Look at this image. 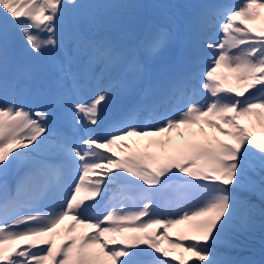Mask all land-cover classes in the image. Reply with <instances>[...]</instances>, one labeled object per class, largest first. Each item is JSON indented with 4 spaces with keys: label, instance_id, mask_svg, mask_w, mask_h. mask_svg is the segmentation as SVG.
<instances>
[{
    "label": "snow or ice",
    "instance_id": "6c2138e0",
    "mask_svg": "<svg viewBox=\"0 0 264 264\" xmlns=\"http://www.w3.org/2000/svg\"><path fill=\"white\" fill-rule=\"evenodd\" d=\"M67 7H77V0H0L3 34L18 33L32 57L53 54L54 104L79 87V61L102 72L125 62V53L109 40L77 32L62 43L57 21ZM213 18L222 36L204 43L210 64L201 60L207 66L175 78L161 101L140 105L102 128L100 109L109 101V89L127 86L126 78L117 76L108 88L72 104L73 123L85 125L73 143L43 135L49 132V110L0 102V264H239L216 246L232 225L235 190L245 187L251 149L264 172V0L216 6L204 14L203 28L212 26ZM167 41L162 30L146 34L141 46L155 53ZM38 75L21 69L10 76L8 52L0 46V94L19 87L22 79L35 82ZM198 76L209 94L204 102L191 98ZM163 105L168 107L161 110ZM51 135L58 137L54 130ZM130 137L147 143L134 148ZM42 144L62 161L33 156ZM154 146L159 153L149 151ZM13 167H26L14 186L7 180ZM177 173L191 179L181 178L169 201L175 212L161 217L157 197ZM73 174L78 179L69 183ZM112 186L113 195L98 211L100 194ZM250 187L264 200V175ZM249 207L237 231L255 223L256 210ZM259 214L264 217V209ZM169 229L176 230L175 239Z\"/></svg>",
    "mask_w": 264,
    "mask_h": 264
},
{
    "label": "rangeland",
    "instance_id": "374dc122",
    "mask_svg": "<svg viewBox=\"0 0 264 264\" xmlns=\"http://www.w3.org/2000/svg\"><path fill=\"white\" fill-rule=\"evenodd\" d=\"M84 1L85 0H77V7H67L63 11V15L61 16V18L57 21V38L60 37L62 43L66 42L62 40L63 35L67 31V29L65 28L66 24L72 23L73 18L80 14V11L83 10L82 5ZM190 2V0H94L93 5H96L97 11L89 14L88 22L92 23V28L94 29L95 27L102 28L103 34L115 35L116 33H110L109 31H118L119 28H123L126 31V29H129L130 27L131 30L127 32V35H133L134 38L139 40L141 39L144 25H146L148 29L147 31H145L143 37H145V35L148 33L158 32L162 30L168 33V41L159 51H157L154 60H152L153 53H150L152 56H150L149 58L150 60H152L153 66L149 70L151 71V77H149L148 83H150L151 85L153 84V86L148 85V88L144 91L145 97L148 95L149 91H153L152 88L154 86L156 88L154 90V93L165 95L170 83L179 75L192 71L194 67L197 71L204 69L207 65L205 63H201V60L206 59L208 64L211 63V50L206 51L204 49V43L209 37H211V39L214 41H218L222 36V33L219 31V23L215 20V18H213L212 26L207 28H203L202 18L207 11L215 8L216 6H219L218 0H198V3L195 4V6L197 7L196 15L192 12L193 4H190ZM230 2L231 6H236L239 3L237 0H230ZM182 12H186V14ZM220 19H223V17H221ZM178 20L184 21V27H182V25L178 23ZM74 24L75 22L72 23V26ZM168 26L174 27V30H169ZM183 28L185 29L187 36L183 34ZM94 29L91 30L93 34L95 33ZM21 43L22 45H25L23 38L18 35V33L10 30L7 36H5L2 29H0V46L6 47L8 49H16ZM22 45H20V48L16 51L7 50L8 56L13 57V59L21 58L25 60L28 51H26L24 48L25 46ZM176 47L179 48L180 53L178 55V49ZM58 53L61 56V53ZM140 64L141 62L139 61L137 66L138 68H140ZM9 65L11 67V64ZM15 66L18 67V69H21L22 65L19 63ZM40 67L43 68L46 74L49 75L52 73V69L44 66ZM127 72L129 78L126 88H124L123 90L109 89V98L112 96H119L121 94H131L139 84V79L141 77L142 79L145 78V74L142 75L136 67L132 66L130 69H127ZM104 73L105 74L99 80L98 78H93V80L89 83V89L87 87L84 88V86H81L79 84V87L72 91V97H69V99H64L65 103L72 105L76 101L91 98L96 94L97 90L108 88V83L111 80L117 78L115 76L120 75V72ZM112 77L115 78L112 79ZM201 78V76L197 77L196 95L194 97H191L197 102L207 101L209 97L207 91L201 89L198 83L199 79ZM35 83L39 84L38 81H35ZM15 89L16 91H12L11 87H9L4 93L0 94V102L15 100L17 103H22L21 100H18L17 98L18 94H20V88L17 87ZM11 93H16V96L13 95L12 98ZM154 93H151L152 95L149 96V100H153L156 95ZM139 102L143 105L149 106L147 101L142 99L135 100L133 106L137 108L135 105ZM35 106L38 109H45V105L43 106L42 100H38ZM166 107H168V105L162 108L164 109ZM109 109L110 105H102L100 109V111H102V113H100V117H102L101 115ZM56 112L57 110H53L51 113L53 114ZM143 121L144 115L141 116L140 122L142 123ZM241 123L247 124L248 122ZM51 128L58 134V137L52 136V139L62 138L69 143V140L67 138L65 139V136L63 135V125H58L54 128ZM78 129L82 131L83 135L85 131V125H79ZM206 131L211 132L212 130L206 128ZM257 131L259 132L260 130L258 129ZM172 135L174 138H176L175 132H173ZM217 135L220 136V139H230L228 137L220 135L219 133H217ZM127 139L130 144H133L134 148L143 149L144 144L147 143V138L140 139L136 137H130ZM149 151L159 153L160 150L158 147L154 146L150 148ZM256 152L250 150L248 154L249 166L245 177V187L235 190V193L238 194H241L240 190H243V193L247 196H240V198L236 197L234 217L232 220V225L230 226L231 230L229 228L226 233L221 236V243L216 246V250L219 253L227 255L230 258L238 261L239 263L244 262V264H250V259L249 257H247V252L249 251V249H252V247L254 249L255 247L261 249L259 253V259L257 260V262H255V264H264V217L259 214L260 209H264V200L260 198L258 191L253 190L250 187L252 181H259L260 176L264 175V172H262L259 167L260 159L258 153L256 154ZM124 175L127 176L129 180L135 181V183L138 179L135 177H131L130 174L127 173H125ZM250 175L254 176L256 180ZM171 178H174L176 182L171 181L169 183L168 181L170 187L157 197V202L159 204V213L161 217L175 212V209L170 206L169 201L171 195L174 196L175 193L173 189L177 184L180 183L181 178H183L184 180L191 179L185 174L181 173H177V175L171 176ZM77 179L78 175L73 174L71 179L69 180V183H74ZM144 187H147V185ZM114 190L115 186H112V190L108 191L107 193L100 194V196L104 197L106 203L108 201V198L113 195L109 194V192L113 193ZM100 196H98L96 199H100ZM249 206H253L256 210L254 216L255 223L246 231H237L242 221L249 214ZM255 229H258V231H255ZM160 231L163 230L161 229ZM169 232L174 239L177 237V232L175 229H169ZM258 238H260L263 243H261L260 241L259 244L258 240H255ZM166 243L167 242H165V244ZM172 264H176V262L173 261Z\"/></svg>",
    "mask_w": 264,
    "mask_h": 264
},
{
    "label": "bare ground",
    "instance_id": "6f19581e",
    "mask_svg": "<svg viewBox=\"0 0 264 264\" xmlns=\"http://www.w3.org/2000/svg\"><path fill=\"white\" fill-rule=\"evenodd\" d=\"M54 81V80H53ZM30 82V81H29ZM30 84V83H29ZM157 99H160L158 96L156 97ZM159 101H161V100H158V102ZM241 122H248L246 119H241ZM32 155L33 156H36L37 158H47V159H49L50 160V162L51 161H55V160H62V157L61 156H59V155H57L56 153H54V152H52V151H49L48 150V148H45V149H43V150H39L38 152H33L32 153ZM21 168H23V171H24V167H20V168H17V167H15V168H13V169H15V170H20ZM20 176H22V172H21V174L20 175H18V177L15 179V178H13L14 177V175H11L10 177L12 178V180H13V185H15V182H16V180L17 179H19L20 178ZM16 177V176H15Z\"/></svg>",
    "mask_w": 264,
    "mask_h": 264
},
{
    "label": "trees",
    "instance_id": "16d2710c",
    "mask_svg": "<svg viewBox=\"0 0 264 264\" xmlns=\"http://www.w3.org/2000/svg\"><path fill=\"white\" fill-rule=\"evenodd\" d=\"M250 176L253 177V178L256 180V178H255L254 176H252V175H250ZM250 176H249V177H250ZM256 181H257V180H256ZM241 197H242V196H241ZM255 249H256V250H259L258 247H255ZM247 253H248V254H247V257H249L250 260H251V259H254V257L256 256L255 254H253V253H251V252H249V251H248ZM250 260H249V261H250ZM250 262H251V261H250ZM239 264H244V262H243V263H239Z\"/></svg>",
    "mask_w": 264,
    "mask_h": 264
}]
</instances>
